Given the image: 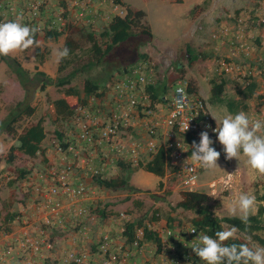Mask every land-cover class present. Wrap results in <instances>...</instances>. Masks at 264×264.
Returning <instances> with one entry per match:
<instances>
[{
	"label": "built area",
	"instance_id": "2783aa9c",
	"mask_svg": "<svg viewBox=\"0 0 264 264\" xmlns=\"http://www.w3.org/2000/svg\"><path fill=\"white\" fill-rule=\"evenodd\" d=\"M257 1L263 8L264 0ZM102 7H105L104 11ZM251 9L244 7L236 10L229 15L226 24L214 28L210 35L229 45L230 56L227 61H217V71L233 75L242 86L248 81L245 78L252 73L245 65L235 63L233 55L239 54L243 60L252 58L255 45L250 29H264V10ZM125 14L126 6L115 0H0L1 20L22 16L23 24L36 28V34L42 36L49 31L63 32V26L69 22L83 25L87 21L84 16L95 22H107L112 17H123ZM259 60V67L255 70L257 74L264 72V61L261 57ZM152 63L148 59L138 61L129 71H122L111 78L104 85L105 91L101 95H89L85 104L75 109L66 131V146L54 145L58 154L57 163L49 162L35 170L27 181L32 188L29 212H18L15 232H0V264H6V259L16 254H22L23 264H31L32 256H43L44 250L52 248L48 238L32 231L36 226L39 230L45 226L64 231L89 214L88 208L83 205L87 188L75 180L76 168L104 178L105 173L111 172L110 168L116 160L131 166L143 164L161 147L165 152L168 174L177 176L184 189L204 169L192 161V144L185 138H196V143H199V134L205 130L212 137L217 136L212 131L216 124L206 100L196 90H189V81L181 75L170 84L163 101L152 99L147 89L156 73ZM178 88L184 89L182 95L177 93ZM107 101L105 106L103 102ZM247 115L264 120V98ZM187 120L189 129L183 132ZM132 130L143 132L146 138L134 140L122 136V132ZM93 160L96 165H93ZM218 182L228 185L225 181ZM107 219L108 223L117 225L120 233L129 220L123 211L106 216ZM147 225L159 237L161 246L157 257L161 262L204 264L191 248L203 234L201 229L189 223L171 227L160 218ZM193 228L196 229L194 233ZM141 234V228H137L133 238L125 241L131 248L141 250L144 241ZM128 255V251L120 245L116 246L115 236L106 230L100 234L95 249H65L52 264H127Z\"/></svg>",
	"mask_w": 264,
	"mask_h": 264
},
{
	"label": "rangeland",
	"instance_id": "374dc122",
	"mask_svg": "<svg viewBox=\"0 0 264 264\" xmlns=\"http://www.w3.org/2000/svg\"><path fill=\"white\" fill-rule=\"evenodd\" d=\"M121 1L124 3V5L128 6L132 10L141 9L143 11L144 16L141 19V22L144 25H147L151 32V43V40H143L144 38L140 37V35L137 33L138 29L133 28L132 38L130 37L116 44L112 48L111 52L105 54L103 58L100 59L101 62H97L96 58L89 50V43L85 37V34L88 31H91L92 34H94V36L99 40V32L104 26V24L99 23L92 28L87 26L79 27L81 28L80 32H75L71 35V39L73 40L74 44L72 50L70 51L69 57L62 59L59 62H57L56 51L63 48L65 35L46 39L43 38L41 34H36L35 39L39 41V47H36L35 49H29L24 52H15L8 56L15 58L19 64L20 62L24 63V65L28 68L24 69L27 70L30 75L35 72L34 70H39L41 72H44L45 75L54 79L65 76L66 74L72 72L73 75L69 79V85L74 86L76 89L81 91L82 85L86 78H103L100 83H102V86H104L111 80V78H115L116 76H118V74L124 70V67L132 64L134 60H136L135 58H137V53L144 54L148 56L150 61H152L155 66L156 73L154 80L163 82L167 87V91H169L170 89L171 82L176 77H179V75L189 80L196 90L197 87L194 79L196 80L198 77L201 78L203 80V83L201 85H198L199 92L201 96L206 100L210 113L218 118H222L227 114L235 115L240 111L248 114V112L257 108L260 101L257 96L264 95V73H255V70L257 69L256 65L260 61L259 57H262L261 54H257L254 50L252 58L248 60H243L239 54L233 55V61L235 59L238 64L245 65L250 69L252 73L251 79L255 84V88L253 94L250 97L246 98L239 96L236 92L237 87L240 90L245 88H242L239 83L237 84L238 86L233 85V80L229 78V74H224L223 76L225 77L227 84L224 87L225 90L223 92V96H219L220 100L213 101L210 99L209 85L207 84H209L208 82L211 78L217 77L216 75L218 72L216 68L215 56H217L218 58V56L224 57L227 55L228 57V43L223 42V46L221 48L215 49L213 47V44L211 45L209 40H207V33L203 29H198L200 30L201 35V40H199L200 43L196 45L193 44V41H188L190 27H201V23L199 22V20L195 19L194 16V10L197 8L195 6V3L192 0H182V2L174 0ZM207 3V1H205V3L200 2L198 6L204 11H207L209 9ZM230 4L231 5L226 6V8H223L221 11H218L220 9H217L216 16H214L211 21H229V15H231L236 10L244 7L253 8L256 6L255 0H232V3ZM10 20L15 19H6L3 21V23ZM0 21L2 20L0 19ZM220 21L214 22L211 26L216 25ZM221 38L223 39L224 37L222 36ZM255 38H257V34ZM211 40L219 42L217 39L211 38ZM136 41L138 43H136ZM98 42H100V40ZM198 45H201L200 48L197 47ZM254 45L257 47L258 43L256 42L255 44L254 42ZM187 47L189 54L191 55V58L193 60V64L191 66H188L185 60L184 54ZM36 50H38V53H36ZM201 53L205 54L203 56L205 59L200 62L199 58H197V55L200 56ZM36 54L37 56L38 54L42 56L41 63L36 62ZM6 67H8L6 62L0 58V82H2L5 78L4 70L6 69ZM59 67L61 69H59ZM8 70H10L9 67ZM9 72L12 73L13 77L17 80L14 73L11 70ZM105 74H107V76H105ZM38 79L42 80L40 76L38 77ZM9 81L14 83L12 79H9ZM35 83H37V80L35 81ZM10 87L4 90V101L5 99L8 101L11 95L18 94V91L16 90L9 91ZM63 88L64 86L56 87L53 84H50L44 87L43 90H46L44 92L37 88L34 90L31 99L35 111L33 114V119H36L41 115L47 105V101L54 97H58ZM229 100H232V106L228 107L226 103ZM15 102L16 99H13L11 105L8 107V111ZM30 121L31 120L29 117H23L22 119L14 123L16 133H18L21 128L24 125H27ZM44 121L45 123L43 125V128L45 131L46 139L54 138L53 130L55 129L56 125H51L48 121H46V118L44 119ZM59 126L61 125L58 124V127ZM12 136L15 135L13 134ZM13 144H15V141L13 142ZM7 150L8 148L4 152H6ZM34 158L35 160H32V158H29L25 155L17 157L15 161L19 162L18 166L20 167L30 168L37 161H42L41 153L36 155ZM241 158L244 161L246 160L243 155H241ZM217 163L219 167L215 170H201L196 175L194 181L191 184L187 185L186 188L206 193L209 196V204L212 211L217 216H228V207L234 200L230 198L232 188H230L229 186L231 180L229 176L230 173L228 172L231 171V168L224 164L221 158L218 159ZM16 168L17 166L15 167V169ZM15 169L13 167H8L5 162L4 164H2V166H0V230H4L3 227L5 226V212L9 211L17 213L20 203L22 202L23 198H25V196L23 195L24 193L22 192V187L20 186V181L22 180L19 177V172ZM119 173L120 171L109 172L107 178L111 176H117V174ZM160 179V177L155 176L152 173L146 172L142 168H137L135 166H132V171L128 175L129 185L136 187L139 192H142L147 196H151L152 194L157 195L158 193L162 194L168 189L167 186H172V188L174 189L173 191L178 192V194L180 190L185 188L184 186L180 185L179 178L173 174H168V171H166L164 177H162L164 181V183L162 184L165 185L161 188H159L157 184ZM252 179L254 180L245 183L247 185L246 192L254 195L261 193L263 194L264 176L249 178V180ZM218 180L221 182L225 181L228 185H221ZM23 182L24 185L28 184L27 180H23ZM242 184L243 183H238V185L236 186L237 189H239V191L241 192L242 187L245 186V184ZM93 185L96 199L94 206L91 209H98L103 207L105 214H109L110 212L117 213L119 211H123L126 214L134 215L133 220L141 218L140 221L142 222L143 218L150 219L152 214L157 212L161 220L168 221V218L170 217L174 220H177L178 225L185 224L189 219V217H187L190 214L189 211H185V213H183L182 211H177L176 213L174 211V199H171L170 203L165 200V203L159 207H155L153 204L143 207L141 206V204H133V200L139 201V199H133L130 201L132 195H129V192L127 193V189L113 192L102 187L96 181L93 183ZM257 185H259V188ZM256 189H258L257 192L255 191ZM212 193H216V196H211ZM163 199H165V195L163 196ZM154 200L156 201V199ZM114 204L117 206V208L119 207L120 210H116L115 212L108 211L112 209H107V206ZM118 204L121 205L118 206ZM171 212L174 214L170 215ZM260 221L262 224H264V215L260 216ZM222 228L223 230H228L232 227H229L225 223H222ZM256 233L264 237V228L257 230ZM237 235L239 236V238L245 241H247L250 237L249 235L241 231H238ZM251 245L258 244L250 238V246Z\"/></svg>",
	"mask_w": 264,
	"mask_h": 264
},
{
	"label": "trees",
	"instance_id": "16d2710c",
	"mask_svg": "<svg viewBox=\"0 0 264 264\" xmlns=\"http://www.w3.org/2000/svg\"><path fill=\"white\" fill-rule=\"evenodd\" d=\"M115 1L120 2L119 0H115ZM255 4L256 6L253 7L251 10L253 9H258L260 11L264 10V7L261 8L259 6V3L257 0H255ZM143 16H144V13L142 10H132L126 7V14L123 17H112L107 22L95 19L96 20L95 22L92 19H90V17L84 16V18H86L87 21L83 25H78V24L74 25L69 22L63 26V29H64L63 32H56V31L50 32L49 31V32H46L42 37L48 39V38H56L58 36L65 35L64 41H63V47H67L71 51L73 44H74L73 40L71 39V35L75 32H80L81 28L79 27L87 26V27L92 28L93 26L97 25L99 22H102L104 26L102 27L98 35L100 42H98L99 41L98 38H96L94 34H92L91 31H88L85 34V37L89 43V50L92 52L97 62H101L100 59H102L105 54L111 52L112 48L116 44L130 37L132 38L133 28L138 29L137 33L140 35V37L144 38L143 40L150 41L152 39V35H151V32L148 26L144 25L141 22V19L143 18ZM95 17L99 18L97 15ZM21 22L23 23L24 21H21ZM251 29H258V28L252 27ZM251 34L253 35V40H252L253 44L254 42L256 44L258 36L257 38H255L256 35L253 32H251ZM136 43L138 42L136 41ZM36 51H37L36 53H38V50ZM184 55H185V60L187 62V65L191 66L193 64V60L191 58V55L189 54L188 48L186 49V52ZM203 56L204 54L202 53L200 56L199 55L197 56L200 62L205 59ZM136 57H137L135 58L136 60H134L132 64L124 67L123 71L125 70L129 71V69L134 67V65L140 60H145V59L150 60L148 56L144 54L137 53ZM0 58L6 62V64L8 65L10 70L14 73L20 86L23 89L22 99L16 101L14 105L9 109L5 117L2 120H0V132L3 131L8 134H14L15 139L17 141L16 147L9 146L8 150L0 155L1 159L5 163H8V164L12 163L21 153L28 156L29 158H34L38 153H41L42 148L40 146V143L45 137V131L42 126V121L45 118L51 125H56L55 129L53 130V133L56 135V138L60 140L62 129H58V124L68 123V121L70 122V119L73 116L74 110L78 106L84 105L86 98L89 95H92V94L101 95L98 89H100L101 87H102L101 88L102 90L104 89V86H102V83H100L103 80V78L101 79L100 78L99 79L86 78L84 80L82 89L80 91L76 89L74 86L69 85L70 84L69 79L73 75L72 72L66 74L65 76L54 78V79L50 78L49 76L45 75L44 72H41L39 70H35V72H33L30 75L27 70H25L24 68L20 66V64L15 58L10 57V56H0ZM41 58L42 56L38 54V56L36 57V62L41 63ZM215 59L217 63V61L220 59L227 61L228 57L227 55L224 57L218 56V58L217 56H215ZM261 59L262 61H264V56H262ZM235 63L237 62L235 61ZM259 64L260 62L257 63L256 68L259 67ZM153 68L155 70L154 64H153ZM216 68H217V64H216ZM59 69L61 68L59 67ZM224 74L225 73L223 72H218L216 75L217 76L216 78H211L209 80L210 99L213 101L220 100L219 96H222L225 90L224 87L227 81L225 77L223 76ZM39 76L42 78V80L38 79ZM105 76H107V74H105ZM251 77L252 76L249 74L245 78L246 80L248 79V81L247 83L243 84V86L239 83V81L234 80L236 83L235 86H238L237 84L239 83L242 88H245V89L240 90L237 87L236 92L239 96L248 98L253 94L255 84L254 82H252ZM36 80H37V83H35ZM50 84H53L56 87L64 86V88L61 90L57 98L49 99L47 101V105L45 109L43 110L42 114L35 122H31V123H28L27 125H24L19 131V133H16L14 123L19 121L23 117L31 116L34 111V107L30 104L34 90L37 88L43 91L44 87ZM147 89L151 95V98L156 101H163V97H165L167 93V87L165 86V84L163 82H158L156 80H153L151 84H148ZM193 89L196 90L195 87L191 85V82L189 81V90L193 91ZM257 98L260 100L259 101V104H260L262 98H264V95L257 96ZM103 103L105 104V106L108 105V101L103 102ZM231 104H232V100H229L226 103L228 107L232 106ZM209 136L212 137V135H209ZM197 140L198 139L192 138V137L185 138V141H187L190 144H192L193 141L196 142ZM212 140L214 141L212 146L217 151L221 152L220 158L224 164H227L228 160L225 159V154L223 152V146L217 140V136L212 137ZM58 143L63 145L64 147L66 146V143H63V142H58ZM166 161L167 160H166L165 152L163 148L159 147L151 155V158L148 161H146L143 164L139 163L135 167L142 168L146 172L152 173L153 175L162 178L164 177V174L166 173V171H169L166 168ZM114 164L117 167V171H120V173L117 174V176H111L107 178V175H109V172L105 173L106 175L104 178H99L95 175H91L94 181H96L102 187L109 189V190H113V191L127 189L128 190L127 193L129 192V194L139 192L137 188L132 187L128 184V175L132 171V166L127 163L122 162L121 160H116ZM26 173L27 171H24V170L18 173L20 179L28 181L31 173L30 174H26ZM157 184L159 188L163 186L162 181H159ZM167 187L168 189L164 193L162 194L160 193L159 195L152 194L150 197L152 199L157 200L159 198H163L164 195H169L170 191L173 188L172 186L170 187L167 186ZM26 192H28L27 194L29 195L31 193L28 190ZM258 199L264 201V193L263 194L261 193V195L258 196ZM174 207L192 212V214L194 215L190 217L188 221H186V223L191 224L195 228L201 229L203 234H206V235H209L215 238V233L217 231H222L223 230L222 223H225L227 226L236 227L238 231H241L249 235L250 238L253 241H255L258 245L264 246V237L256 233L257 230L264 228L263 226L264 224H262L260 221V216L264 215V205L257 206L256 213L254 215L249 216V220L247 224L242 222L239 216H231V215L217 216L211 209V206L209 204V196L204 192H198V191H194L190 189H182L179 192V200L175 202ZM89 212L98 217H103V218L106 217L103 207L98 208V209L97 208L91 209L88 211V213ZM17 215H18V212L15 213V212L6 211L5 216H4V223H5V226L3 227L4 230H0V232L10 231L9 230L10 227L8 226L7 223H9L12 219L16 221ZM158 218H159V215L157 212H155L154 214H152L150 219L143 218L142 222L140 221L141 218H137L135 220L132 219L130 221L128 220L125 223V228L122 232L124 238L126 239V241L131 240L134 236L135 229L141 228L142 239L145 241L153 242L154 245L156 246L157 251H159L160 246H161L159 237H157L156 233L152 229L148 228V225H147L148 222L156 221ZM167 222L169 223L171 227L181 226V225H178L177 220H174L170 217L168 218ZM16 223L18 222L16 221ZM243 242H245V240L241 238L234 240V241L233 240L227 241L228 244H231V243L239 244ZM95 247H96V244L94 248H90V249L93 250L95 249ZM52 248H53V244H52ZM52 248L50 250H52ZM184 253L185 252H182V255H185ZM42 264H47V263L42 261Z\"/></svg>",
	"mask_w": 264,
	"mask_h": 264
},
{
	"label": "crops",
	"instance_id": "0c3cea01",
	"mask_svg": "<svg viewBox=\"0 0 264 264\" xmlns=\"http://www.w3.org/2000/svg\"><path fill=\"white\" fill-rule=\"evenodd\" d=\"M119 1L124 5V3L121 0H119ZM174 1L182 2V0H174ZM192 1L195 3V6L197 7L194 10L195 19L199 20V22L201 23V27L200 28H198L199 26H197L196 28L190 27V33L188 35V39H189L188 41L191 40V41H193V44H196V45L198 43H200L199 40H201L200 39L201 35H200V30H198V29H203L207 33L206 34L208 36L207 40H209L211 45L213 44V47L215 49L221 48L223 46L221 44H223V43H221L220 41L217 42V41L211 40V37H210L211 31L213 30V28H216L220 25L226 24L228 21H226V20L225 21H220V20L211 21V20L213 19L214 16H216L217 9H220L218 11H221L223 8H226V6L231 5L230 3H232V0H192ZM205 1L208 2L207 5L209 6V9L207 11L206 10L204 11L202 8H200L198 6V4L200 2L205 3ZM225 3H226V5H225ZM126 7H128V6H126ZM101 10L104 11L105 7H102ZM134 10H141V9H134ZM4 20H6V19H4ZM4 20L0 21V23H3ZM217 21H220V22H218L214 26H211L214 22H217ZM99 23L101 24L102 22H99ZM252 31L254 34L256 33L258 36V39H257L258 45H257V47L255 46V52L257 54H261L262 56H264V29H260V28L250 29V32H252ZM151 42H152V39H151L150 43ZM200 46L198 45L197 47L200 48ZM228 51H229V45H228ZM202 54H204V53H202ZM20 66L28 69L24 65V63H22V62H20ZM9 71L10 70H8V67H6V69L4 70L5 78L2 82H0V85H1L0 86V120H2L5 117V115L7 114L8 107L11 105L13 99H16V101H18L22 98V94H23V89L21 88L20 84L13 77V74L10 73ZM229 78L233 80V85H236V83L234 81L235 80L234 76L229 74ZM9 79H12L14 81V83L10 82ZM194 81L196 83L197 92L200 94L199 89H198V85H201L203 83V80L198 77L196 80L194 79ZM226 84H227V82H226ZM207 85H209V84H207ZM8 87H10L9 91L10 90H12V91L16 90V91H18V94L11 95L10 99L8 101L6 99L4 101V97H5L4 96L5 95L4 90H6ZM101 88L98 89L99 93L105 91L104 89L102 90ZM44 91H46V90H43V92ZM19 94L21 97L19 96ZM222 96H223V94H222ZM55 98H57V97H54L52 99H55ZM30 104L33 106L32 102ZM34 112L35 111H33L32 115L29 116V118L31 120L29 123L35 122L40 117L39 116L36 119H33ZM46 121H47V119H46ZM214 122L216 124L215 119H214ZM44 123H45V121L43 120L42 126L44 125ZM60 125L61 126L58 127V129H62L61 130L62 134H61L60 140H58L56 138V135L54 134L55 139L54 138L46 139V136H45L43 138V140L41 141V143H40V146L42 148V151H41L42 161L41 162L37 161L30 168H25V167L18 166L19 162L15 161L16 160L15 159L14 162H12L10 164L6 163L8 165V167H13L15 169V167L17 166V168L15 170L18 171L19 173L22 170H24V171H27L26 174H30V173H33L35 170L44 167L49 162L57 163L58 154L54 151V145H55V143H58V142L65 143V141L68 140V137L66 135V131H67V128L69 126V121H68V123H63ZM12 135L13 134L0 132V155L7 148H9V146H13V147L17 146V141L15 139V136H12ZM122 136H125V137L129 136V137L133 138L134 140H144L146 138V136L143 134V132L135 131V130L124 131V132H122ZM14 141H15V144H13ZM20 156H25V155L21 153L18 157H20ZM32 160H35V158H32ZM0 162H1L0 166H2V164H4V161L1 159ZM96 164H97V162L94 161L93 165H96ZM226 165L231 168V171L228 173H230L229 176H230L231 183L229 186H230V188H232V193L230 196V198H232V199H235L241 193V191H239V189H237V187H236L238 185V183L245 184L246 182H251L254 180V179L249 180V178H254L257 176L260 177V175H258L254 170H252L250 168V166L246 163V160L244 161L242 158H240L239 161L235 158L228 160V163ZM110 169H111L110 170L111 172H118L115 164H112ZM108 170H109V168L106 171H108ZM74 175H75V180L82 182L87 188L86 199L83 201V205L85 207H87L88 211H89L94 206L95 199H96V195L94 193V185H93V183L95 181L87 171H84L83 169H80V168L75 169ZM159 181H162V183H164L162 178ZM0 182H1V180H0ZM23 183H24L23 180L20 181V186L22 187V192L24 193L23 195L25 196V198H23L22 202L20 203L19 209L17 208L18 209L17 212H19L21 210H24V211L26 210L27 212H29L30 197H29V194H27L28 192H26V191L27 190L31 191L32 188L30 187V185H28V184L24 185ZM257 186L259 188V185H257ZM162 187H164V185ZM246 188H247V185L245 184V186L242 187V192H246ZM107 190H109V189H107ZM173 190L174 189H172L170 191L169 195H165V199L159 198L156 201L154 199H152L150 196H147L146 194H144L142 192L133 193V194H131L132 197L130 198V201L133 199H139V201L133 200V204L134 205H140L141 204V206H143V207H146L147 205L153 204L155 207H157V206L159 207L165 203V200L168 201L169 203L171 202V199H174L175 202L177 200H179L178 192H175ZM110 191H113V190H110ZM255 191L257 192L258 189H256ZM158 194H160V193H158ZM118 195H116V196H118ZM258 195H261V194L255 195L257 206L258 205H264V201L259 200ZM120 205L121 204H118V206H120ZM109 208H111L112 210H108V211H114L115 212L116 210H120V208L119 207L117 208V206L115 204L114 205H108L107 209H109ZM174 211L176 213H177V211H182L183 213H185L186 210H182L180 208H175ZM117 213H111L110 212L109 214H105V216L116 215ZM189 213H190L189 216H187L189 218L194 215L190 211H189ZM90 214L91 213L89 212L88 215L79 219L73 226L72 225L68 226L67 228H65L66 230H64V231L55 229L53 227H45V226H41L40 230L38 229L37 226L35 228H33L32 231L34 233L41 235L43 238H48L52 242L53 248H52V250H49V251H45V250L43 251L42 255L46 256V258H43V256H38V255L32 256V260H31L32 263L31 264H38V263H41L42 261L47 263V264H52L54 262V260L60 255V253L65 249L88 250L90 248H94L95 244L97 243V241L100 237V234L106 230H108L112 235L115 236L116 246L120 245L123 250L128 251L129 255H128L127 264H168V261L165 260L164 262H161L160 258L158 259L156 246L154 245L153 242L144 240L143 241V249H141V250L133 249L125 241L123 233L119 232V229H118L116 224H114L112 222L108 223L109 221H108V219L106 220V217L103 218V217H98L94 214H92V215H90ZM173 214L174 213H172V212L170 213V215H173ZM127 215H128L129 221L133 219L134 215H132V214L131 215L127 214ZM7 224L10 227V229H9L10 231H8V232H12V231L15 232V230L17 228L16 221L14 219H12ZM0 249H2L1 246H0ZM151 253H153V256H151ZM22 259H23L22 254H16L15 256L7 258L5 263L6 264H23Z\"/></svg>",
	"mask_w": 264,
	"mask_h": 264
},
{
	"label": "clouds",
	"instance_id": "9594fccd",
	"mask_svg": "<svg viewBox=\"0 0 264 264\" xmlns=\"http://www.w3.org/2000/svg\"><path fill=\"white\" fill-rule=\"evenodd\" d=\"M22 19V16H18L15 20L0 23V56L39 47V41L35 39L37 29L23 24ZM69 54L67 47L58 49L57 62L68 58ZM176 91L182 95L184 89L178 88ZM212 117L216 120V127L212 131L217 133L225 159L235 158L239 161L243 155L250 168L264 176V120L252 119L243 111L235 115L227 114L222 118ZM188 129L189 120L184 123L182 131ZM199 135V143L193 141L191 145V159L205 170H215L219 167L217 161L221 152L212 146L214 141L208 131H202ZM211 196H216V193ZM256 211V197L247 192H241L228 207L229 215H238L245 224ZM192 232H196V229L193 228ZM237 232V228L232 227L217 231L215 238L201 234L198 243L191 247L192 251L204 264H264V246H250V237L243 243H227L229 240L239 239Z\"/></svg>",
	"mask_w": 264,
	"mask_h": 264
}]
</instances>
